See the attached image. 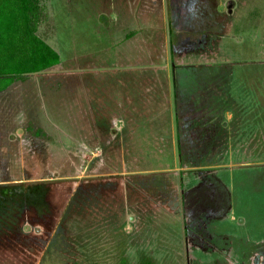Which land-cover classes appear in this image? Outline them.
<instances>
[{
	"label": "rangeland",
	"instance_id": "obj_1",
	"mask_svg": "<svg viewBox=\"0 0 264 264\" xmlns=\"http://www.w3.org/2000/svg\"><path fill=\"white\" fill-rule=\"evenodd\" d=\"M39 6L59 64L0 92V264H264V0Z\"/></svg>",
	"mask_w": 264,
	"mask_h": 264
},
{
	"label": "trees",
	"instance_id": "obj_2",
	"mask_svg": "<svg viewBox=\"0 0 264 264\" xmlns=\"http://www.w3.org/2000/svg\"><path fill=\"white\" fill-rule=\"evenodd\" d=\"M40 1L0 0V92L25 74L59 64L58 54L36 35L42 14ZM10 192L9 187H0V222L9 219L10 202L5 198ZM140 264L154 262L146 258Z\"/></svg>",
	"mask_w": 264,
	"mask_h": 264
}]
</instances>
